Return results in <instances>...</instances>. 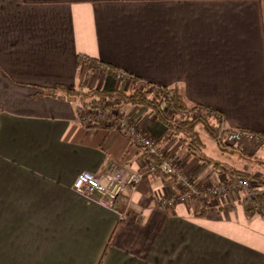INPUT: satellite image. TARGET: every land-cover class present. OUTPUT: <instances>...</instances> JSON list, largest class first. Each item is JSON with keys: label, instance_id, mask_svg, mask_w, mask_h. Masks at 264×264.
Masks as SVG:
<instances>
[{"label": "crops", "instance_id": "1", "mask_svg": "<svg viewBox=\"0 0 264 264\" xmlns=\"http://www.w3.org/2000/svg\"><path fill=\"white\" fill-rule=\"evenodd\" d=\"M131 77L219 111L225 142L264 158L263 141L229 140L264 137V0H0V264H264V214H247L243 192L163 207L179 182L153 173L133 188L148 157L118 130L79 123L68 91H131ZM123 110L197 181L230 178L148 107ZM199 137L204 153L212 139ZM83 172L120 176L117 197L78 193Z\"/></svg>", "mask_w": 264, "mask_h": 264}, {"label": "trees", "instance_id": "2", "mask_svg": "<svg viewBox=\"0 0 264 264\" xmlns=\"http://www.w3.org/2000/svg\"><path fill=\"white\" fill-rule=\"evenodd\" d=\"M81 62L87 64L88 68L103 67L105 71L117 76L119 69L111 64L98 62L96 59H87L82 57ZM98 65V66H97ZM127 76V75H125ZM134 85L133 90L125 91L122 89L100 90L85 88L83 85L78 90L68 91L66 94L76 101L80 99L78 111L84 108L106 109V101L111 99L120 100L122 105L146 106L154 112L156 119L165 124L170 131L181 136L183 142H188L189 146L199 156L201 160L219 166L221 171L229 174L228 179L234 180L238 177L251 179L253 183L258 184L257 195L255 197L245 196L242 200L243 207L248 215L264 214V158L248 155L235 145H229L225 142L224 135L227 132L223 129V117L219 111L203 107H190L186 104L183 95L174 89L158 87L152 83L143 82L138 77H131ZM52 93V92H50ZM125 112L118 113V116H124ZM85 124V123H84ZM87 128H105L109 131L117 130L118 122L105 124L102 121H95ZM199 127L206 133L223 152L238 154L245 160L257 165L258 169L254 172L235 169L221 161L215 160L203 153V143L199 137ZM257 135V134H256ZM202 145H201V144ZM197 150H199L197 152ZM156 173H162L160 171ZM167 175V174H165ZM169 176V175H167Z\"/></svg>", "mask_w": 264, "mask_h": 264}, {"label": "built area", "instance_id": "3", "mask_svg": "<svg viewBox=\"0 0 264 264\" xmlns=\"http://www.w3.org/2000/svg\"><path fill=\"white\" fill-rule=\"evenodd\" d=\"M117 77L123 79L126 76L124 73H119ZM92 114L87 113L84 117L81 116L79 120L84 122L88 117L89 120H92ZM99 117L103 116L96 113L94 118L99 119ZM118 131L126 134L131 142L138 146L148 157L147 170L134 173L129 180V184L132 187L141 183L146 174H153L158 171L174 177L179 182L180 190L178 193L160 199V205L163 207L172 206L176 203H187L194 197H222L240 189L249 197L257 195L260 186L258 184L255 185L251 179L246 177H238L234 180L226 178L207 185L201 184L192 176L185 173L182 167L158 145L155 138L147 134L138 123L128 117L120 119ZM243 139L264 142V137L247 131H233L229 136L231 142H239ZM118 183L115 184L111 175L101 178L90 172H83L76 179L74 188L78 193L86 196L102 195L115 199L121 190V186Z\"/></svg>", "mask_w": 264, "mask_h": 264}, {"label": "rangeland", "instance_id": "4", "mask_svg": "<svg viewBox=\"0 0 264 264\" xmlns=\"http://www.w3.org/2000/svg\"><path fill=\"white\" fill-rule=\"evenodd\" d=\"M119 80H123V79H120V78H118ZM93 89V88H92ZM77 101H80V99L79 100H77ZM77 104H79V102H77ZM105 104H107L106 105V109H102L101 110V108H90V109H86V108H82L80 111H79V115H78V117L79 118H81V116L82 117H84L85 115H87V113H93L92 115H91V118H92V120H89V117L87 118V120L86 121H84V122H81L80 120H79V118H78V121H79V123H81V124H84L85 126L86 125H90V124H92L93 122H95V121H97V120H99V121H102L103 123H105V124H109V123H112V122H118V125H119V121H120V119H122L123 117H128V116H126V114L124 115V116H118V113H120V112H124V108H125V106H127V105H122L121 104V102H120V100H118V99H116V100H114V99H111V100H107L106 101V103ZM78 107V106H77ZM96 113H98V114H101L103 117H99V119H95L94 117L96 116ZM90 118V119H91ZM129 118V117H128ZM117 130H118V127H117ZM199 132L200 133H202V134H205L204 132H203V130L199 127ZM206 141L208 142V144L205 146V148H204V153L205 154H208V155H210L212 158H214V159H216V160H222V159H224L225 157L222 155V151H221V149H219V147L217 146V144H215L212 140H209L208 138H206ZM164 150V149H163ZM167 153V152H166ZM248 153V152H247ZM144 154V153H143ZM145 155V154H144ZM174 159V158H173ZM175 160V159H174ZM176 161V160H175ZM231 161L232 160H230L229 159V162L231 163ZM177 162V161H176ZM178 163V162H177ZM232 163L234 164V165H236V167H239V166H241V164L239 163V161H237V160H233L232 161ZM179 164V163H178ZM180 165V164H179ZM180 167H181V165H180ZM258 169V168H257ZM147 170V169H146ZM145 170V171H146ZM106 175H111L112 177H113V179H114V182H115V184H117L118 183V181H120L118 184L119 185H123V184H121L122 183V181H121V179H120V176H118V175H115V174H111V173H106L105 175H104V177L106 176ZM191 176V175H190ZM143 181H144V179H143ZM142 181V182H143ZM201 184H203L202 182H200ZM140 184V183H139ZM211 184V183H210ZM138 185V184H137ZM137 185L135 186V187H133V188H136L137 187ZM238 191H241V192H243V194L245 195V196H247L246 195V193L242 190V189H240V190H238ZM108 197V196H107ZM210 197V196H209ZM213 197H215V196H213ZM217 197V196H216ZM223 197V196H222ZM110 198V197H109ZM217 198H221V196H218ZM188 202H190V201H188ZM187 202V203H188Z\"/></svg>", "mask_w": 264, "mask_h": 264}]
</instances>
